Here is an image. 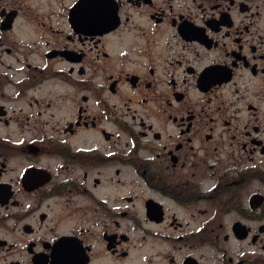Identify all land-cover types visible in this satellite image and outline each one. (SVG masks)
I'll list each match as a JSON object with an SVG mask.
<instances>
[{
  "label": "flooded vegetation",
  "instance_id": "flooded-vegetation-1",
  "mask_svg": "<svg viewBox=\"0 0 264 264\" xmlns=\"http://www.w3.org/2000/svg\"><path fill=\"white\" fill-rule=\"evenodd\" d=\"M0 264H264V0H0Z\"/></svg>",
  "mask_w": 264,
  "mask_h": 264
}]
</instances>
